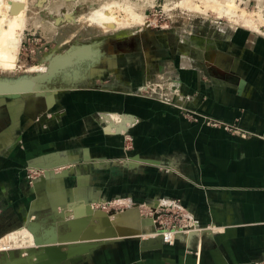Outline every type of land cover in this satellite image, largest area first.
I'll return each mask as SVG.
<instances>
[{
	"label": "crops",
	"instance_id": "obj_1",
	"mask_svg": "<svg viewBox=\"0 0 264 264\" xmlns=\"http://www.w3.org/2000/svg\"><path fill=\"white\" fill-rule=\"evenodd\" d=\"M200 38L206 49L195 50L198 59L191 47L180 49L185 60L166 58L162 93L78 89L63 98L62 122L56 107L45 133H26V97L0 96V237L7 234L0 244L27 245L33 232L48 237L49 216L74 218L75 206L163 199L178 201L200 233L173 245L154 235L89 241L96 248L76 264H264V36L222 28ZM152 62L144 80L163 87ZM78 77L89 85L109 80ZM59 91L43 95L52 102ZM102 116L121 119L133 138L129 151L123 134L107 132L119 124L108 127ZM46 167L48 176L31 171Z\"/></svg>",
	"mask_w": 264,
	"mask_h": 264
},
{
	"label": "rangeland",
	"instance_id": "obj_2",
	"mask_svg": "<svg viewBox=\"0 0 264 264\" xmlns=\"http://www.w3.org/2000/svg\"><path fill=\"white\" fill-rule=\"evenodd\" d=\"M3 1L4 3L0 0L2 2L0 5L8 6V9H6L8 12H5V14H10L11 10L13 11V8L10 9L11 4L18 3L20 14L17 16L22 17L23 26L19 31L18 39L9 42L11 45L16 46V59H14L13 65L0 67V82L18 80L37 82L38 78L48 74L54 59L69 56L72 52L82 48L98 49L97 51H99L97 57H94V60H97L96 62H93V58H87L73 67L68 66L53 71L51 77L47 78L48 81L45 82L46 85L44 86H47L51 90L50 92L59 89L60 91L56 92L58 100L49 101L51 94L48 97L46 95H36L35 93L18 95V97H26L28 111L26 115L30 121L29 123H31L27 126L30 130L27 129L26 133H30V135L33 130H36V132L34 131L36 135L39 133L38 130L41 129L42 133L50 131L52 126L46 120L51 119L56 107L60 109L58 112L62 114V116L56 115V117L62 122L63 114L66 113V103L63 98L74 91H78V89L110 88L113 91L139 94L162 93L164 91L163 83L166 82L164 75L160 76V73L158 75L159 84H163V87L155 86V82L152 86L153 81L147 82L144 80L146 59L153 58L157 62L169 56L173 60H180L181 57L184 59L181 56L180 49L187 45L185 38L189 40V37H191L192 40L196 39L195 36L217 37L222 28L247 30L264 36V0ZM5 2H9L10 5L9 3L6 5ZM22 11L24 15L21 13ZM96 12L100 15L95 14ZM81 16H85V18H79ZM183 42L185 44H182ZM181 51L184 52V50ZM194 51L193 48L190 50V56L191 59L196 60L199 57ZM112 67H117V71L114 72ZM100 74H107L109 80H105L102 84L93 82L89 85L86 82H79L78 79L80 78L78 76H98ZM138 82L141 84L137 85ZM171 86H173L171 83L167 85L169 89ZM45 91H48V89ZM4 95L8 96L0 93V96ZM10 96L13 95L8 97ZM35 106L39 108L36 113L32 109ZM3 116L6 117V115ZM96 117L101 122L100 114ZM106 118L110 117L102 116V121L104 122ZM117 119L119 121L118 127L114 126L112 130L107 132L123 134L125 136L123 137L124 149L129 151L130 149L125 148L127 144L126 137L130 136L132 138V136L130 133L126 135L127 131L120 130L122 121L118 116ZM99 122L97 125L102 126V123L99 124ZM110 126L111 124L108 127ZM131 143L128 144L131 146ZM61 156L63 155L61 154ZM31 171L45 174L43 169ZM131 204L130 200L116 197L102 202V206H99L100 208L96 211L105 212L114 219L117 215L118 217L125 215L126 211L133 207ZM70 219L72 218H66L65 222ZM119 219V222L127 223L128 216ZM58 221H61V219ZM30 222L32 220L27 222L26 225L20 226V228H15L14 231L27 228ZM35 222L42 223L39 220ZM151 225L149 223L144 226V230L147 232H144L140 237L147 240L152 238L149 231ZM65 229V227L62 228V233L66 231ZM195 231L191 230L187 235L191 237L192 233L196 234ZM33 233L34 235L37 234V232ZM3 235L6 236L7 234ZM28 244L9 247L0 244V251L23 250L26 254L30 249ZM33 247L35 246L31 248ZM20 253L18 251L16 256L19 257ZM17 260L23 262V259L15 257L12 263Z\"/></svg>",
	"mask_w": 264,
	"mask_h": 264
},
{
	"label": "bare ground",
	"instance_id": "obj_3",
	"mask_svg": "<svg viewBox=\"0 0 264 264\" xmlns=\"http://www.w3.org/2000/svg\"><path fill=\"white\" fill-rule=\"evenodd\" d=\"M11 1H9V2H11ZM2 2L4 3L3 0H2ZM2 2H0V3H2ZM204 2H206V1H204ZM204 2H203V4H204ZM5 3H6V5H8L7 2H5ZM17 4L18 3L10 5V3H9V5L11 6L10 9L13 8V11L11 10L12 14L11 13L5 14V12H8L6 10V9H8L7 8L8 6L6 7L5 5L4 6L0 5L1 7H3V8L0 7V67L1 68L13 65V62L15 61L14 59H16V53H17L16 46L13 44L11 45L9 42H10V40L18 39L19 31L23 26L22 17L17 16L18 14H20V7ZM226 8H227V6H226ZM21 13L24 15L23 11ZM13 14H16V15H13ZM95 14L100 15L98 12H96ZM102 16H104V15L102 14ZM83 17L85 18V16H81L79 18H83ZM73 22H74V19H73ZM195 38L196 39H192V40H191V37H189V40L187 38H185L187 45H185V47L183 48L184 52H186V50L189 49V47H192L195 50L199 49L198 50L199 52H201L202 48L206 49V47L203 46L204 45L203 43L205 42L204 39L198 41L199 40L198 37H195ZM182 44H185V42H183ZM97 50H93L91 48H82V49H78V50L72 52V54L69 56L58 57V59H54L53 62L51 63L50 68H49L50 73L48 72V74H45L44 76L38 78L37 82L27 81V80H18V81H14V82H0V93L7 94V95H13V96L27 95V94L30 95V94H34V93L36 95H43V93L49 94L50 93L49 88L47 86H44V85H46L45 82L48 81L47 80L48 77H51L53 71H56V70L63 68V67H68V66L73 67L75 64H79V63H81V61H83L84 59H87V58H93V60H94V57H97L98 52H99ZM46 89H48V91H45ZM107 120H108L107 122H109V124H111V126H113V123L119 124V121H117L118 119L115 117H112V118L110 117ZM47 176H48V174H47ZM73 212H74V217L76 220H82L80 222H86V224L89 223L88 220L90 218H94L96 216L103 218V217L108 216L105 212L96 211L92 207V205H90V204L85 205L81 209L79 208V212L76 210V206H75L73 209ZM60 216H63L64 218L66 217L65 213H62ZM108 217L113 222H115V221L118 222L120 220L119 219L120 217H118V216H116V217L114 216L115 217L114 219H112L110 216H108ZM91 224L90 225L87 224L86 226H83V227L81 226L82 224H80L79 230H81V231L78 234L77 233L74 234L73 241L84 243L85 241H83V240H88L87 238H90L92 236L99 237L96 239L99 241L109 240V239H119L115 235H106V229L105 228H104L103 232L98 233L97 229L102 228V226L94 227V226H91ZM49 228H51L53 231L48 233V237L46 235H44V232L39 233L37 236L34 235L30 244H28V248H31L32 246L36 247V246H39V245L45 244V243L52 244L55 242H59L64 238V234H62L61 232L59 233L58 229L55 226H51ZM197 232L198 231L196 230L195 233H197ZM75 236H78V237H75ZM100 237H102V238H100ZM77 256H79V255H77ZM29 257L32 259H35L36 255L32 254ZM74 258H76V257H74ZM14 259H15V257L13 258V260ZM20 263H22V261L17 260V261H14L12 264H20Z\"/></svg>",
	"mask_w": 264,
	"mask_h": 264
},
{
	"label": "water",
	"instance_id": "obj_4",
	"mask_svg": "<svg viewBox=\"0 0 264 264\" xmlns=\"http://www.w3.org/2000/svg\"><path fill=\"white\" fill-rule=\"evenodd\" d=\"M137 160V159H135ZM47 170L44 172L45 175L49 173L48 171H52V167L41 168ZM124 213V212H123ZM120 214V213H119ZM108 215V214H107ZM121 215V214H120ZM118 216V215H117ZM128 219L125 222H113L108 216L106 217H99L96 216L94 218H90L88 220V225L91 226H102L106 229V235H115L118 238H128V237H140L144 232V226H146V222L142 219L139 210V204H135L131 209H128L125 215H121L120 217H126ZM50 219L58 226V228L62 231V228L65 227L66 231H63L64 238L52 244L45 243L39 246L30 248L29 251L26 253L28 254L27 258H20L15 255V251L3 252L0 254V264H12V260L14 257L23 259V262L20 264H75L81 261V256L84 253L92 251L96 248V242H89V241H99L96 240L99 237L92 236L87 238L88 240L84 243L73 241L74 234H78L81 230H79L80 224L81 226H86V222H80L82 220H76L75 217L70 219L68 222H65L63 216H52L50 215ZM61 219V221H58ZM63 219V220H62ZM209 230L205 231L206 233ZM186 234H182L180 237H184ZM102 238V237H100ZM158 240H162L160 237L157 236ZM87 241V242H86ZM65 246L66 250H63L62 247ZM23 253V250H20ZM36 255L35 259L29 257V255ZM79 255V256H77ZM76 257V258H74Z\"/></svg>",
	"mask_w": 264,
	"mask_h": 264
},
{
	"label": "built area",
	"instance_id": "obj_5",
	"mask_svg": "<svg viewBox=\"0 0 264 264\" xmlns=\"http://www.w3.org/2000/svg\"><path fill=\"white\" fill-rule=\"evenodd\" d=\"M230 129H232L230 127ZM242 135L245 132H240ZM128 133H126L127 135ZM126 149H130V142L133 139L130 136L126 137ZM37 174V172H33ZM132 203V202H131ZM135 204L132 203L131 206ZM139 210L142 219L147 223H151L150 233L160 237L161 242L165 245H173L180 239L182 234H187L191 230H197L196 221L194 218L174 200H157L156 205L139 204ZM1 213V209H0Z\"/></svg>",
	"mask_w": 264,
	"mask_h": 264
},
{
	"label": "flooded vegetation",
	"instance_id": "obj_6",
	"mask_svg": "<svg viewBox=\"0 0 264 264\" xmlns=\"http://www.w3.org/2000/svg\"><path fill=\"white\" fill-rule=\"evenodd\" d=\"M145 52V51H144ZM195 52V51H194ZM147 55V54H146ZM197 55V54H196ZM99 60V59H98ZM147 61H153L151 58H147L146 59ZM97 61V60H96ZM95 60L93 61V62H96ZM146 61V62H147ZM160 61V60H159ZM157 62V60H155V61H153L152 63L153 64H155V68L154 69H152V71H156V72H158V73H161V72H163L164 71V66H163V64H164V62H166V57L165 58H162L161 59V61L160 62Z\"/></svg>",
	"mask_w": 264,
	"mask_h": 264
}]
</instances>
